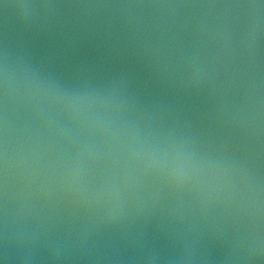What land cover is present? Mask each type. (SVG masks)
Returning a JSON list of instances; mask_svg holds the SVG:
<instances>
[{"label":"water","instance_id":"obj_1","mask_svg":"<svg viewBox=\"0 0 264 264\" xmlns=\"http://www.w3.org/2000/svg\"><path fill=\"white\" fill-rule=\"evenodd\" d=\"M0 264H264V0H0Z\"/></svg>","mask_w":264,"mask_h":264}]
</instances>
